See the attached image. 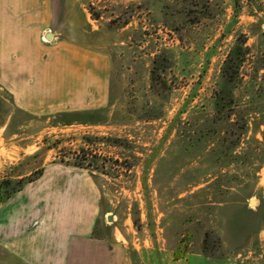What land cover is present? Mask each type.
<instances>
[{"label": "rangeland", "instance_id": "374dc122", "mask_svg": "<svg viewBox=\"0 0 264 264\" xmlns=\"http://www.w3.org/2000/svg\"><path fill=\"white\" fill-rule=\"evenodd\" d=\"M54 8L56 26L75 24L79 44L108 55L106 99L31 112L0 81V233L27 228L32 249L0 241V264H61L67 244L66 264H264V0ZM10 9L0 0V39ZM236 46L233 102L219 115ZM35 71L17 84L53 96L56 74Z\"/></svg>", "mask_w": 264, "mask_h": 264}, {"label": "crops", "instance_id": "0c3cea01", "mask_svg": "<svg viewBox=\"0 0 264 264\" xmlns=\"http://www.w3.org/2000/svg\"><path fill=\"white\" fill-rule=\"evenodd\" d=\"M11 2L14 10L10 9L6 21L9 36L8 39H0V81L13 93L17 106L35 112L46 107H61L65 99L72 102L81 101L82 105L87 107L93 106L98 100H105L106 83L110 73L108 55L95 48L94 44H79L76 39H80V33L75 30V24L70 23L62 27L55 25L54 0H11ZM48 32L53 33L50 40L45 38ZM84 33L87 34L86 39H99L92 38L87 31ZM30 67L35 68L37 70L35 72H38L37 74L44 81L46 80V83L49 80L53 81L51 73L56 74L53 96H45L46 88L43 89V86L35 89L22 87L20 82L17 84L20 73ZM45 168L49 170L47 175L54 174L47 184L50 187H57L59 169L53 163ZM23 195L24 193L21 192V196ZM20 201L27 205L28 200ZM14 212H12L13 221L16 217ZM34 223L38 222L34 221ZM28 233L27 228L13 227L6 234L0 233V237L3 236L0 241H6L7 244L17 242L18 246L28 247L30 250V245L26 243ZM68 251L67 244L65 259L61 264L67 263ZM41 261L51 264L45 259Z\"/></svg>", "mask_w": 264, "mask_h": 264}, {"label": "trees", "instance_id": "16d2710c", "mask_svg": "<svg viewBox=\"0 0 264 264\" xmlns=\"http://www.w3.org/2000/svg\"><path fill=\"white\" fill-rule=\"evenodd\" d=\"M241 56H242V49L238 46L234 47L231 52L229 53L227 59L225 60V63L222 68V78L223 83L221 84V87L219 89V98L215 101V106L217 112H219V115H227L228 112L224 113V111L232 105L233 97H232V88L234 86L236 76H237V69L241 62ZM229 83L230 85H227ZM82 138L86 142H92V137L89 135H84ZM119 139H113V144L118 145ZM57 142H53L52 146L56 147ZM51 147V145H48ZM49 147V148H50ZM95 156V155H94ZM77 157L72 161L73 165H77L76 161ZM110 162L113 164H118L117 159L110 158ZM144 182V181H143ZM137 218H134V222L136 223ZM206 242V239H205Z\"/></svg>", "mask_w": 264, "mask_h": 264}, {"label": "water", "instance_id": "95a60500", "mask_svg": "<svg viewBox=\"0 0 264 264\" xmlns=\"http://www.w3.org/2000/svg\"><path fill=\"white\" fill-rule=\"evenodd\" d=\"M52 34H53L52 32H48V34L45 36V38H46L47 40H50Z\"/></svg>", "mask_w": 264, "mask_h": 264}]
</instances>
